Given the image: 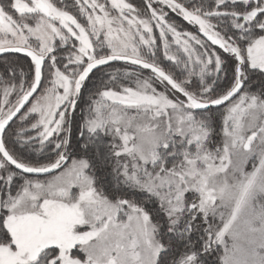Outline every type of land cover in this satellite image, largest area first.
Listing matches in <instances>:
<instances>
[{"label": "snow or ice", "instance_id": "obj_1", "mask_svg": "<svg viewBox=\"0 0 264 264\" xmlns=\"http://www.w3.org/2000/svg\"><path fill=\"white\" fill-rule=\"evenodd\" d=\"M0 264H264V0H0Z\"/></svg>", "mask_w": 264, "mask_h": 264}, {"label": "trees", "instance_id": "obj_2", "mask_svg": "<svg viewBox=\"0 0 264 264\" xmlns=\"http://www.w3.org/2000/svg\"><path fill=\"white\" fill-rule=\"evenodd\" d=\"M23 55V54H21ZM260 75L259 74H256V75H253V76H250L249 80H246V86L248 88H250V90L252 91H256L257 88L259 87L260 85ZM84 101L85 103L83 105L78 106L76 112H75V117L73 118V124H72V137L74 138V141L73 143L75 144V141H79L80 144H83L84 143V138L81 136V132L83 131V127L81 125V127H77L76 126V123H75V120L82 114L81 111L87 107V101L89 99V94L87 92H85L84 94ZM73 152L76 151L75 147H73L72 149ZM103 172L104 170L101 169L97 175H98V182L101 184L102 187H104V184H103V181L105 179L104 175H103ZM105 191H107V188L105 187ZM200 239H202V236L199 237ZM213 260L216 259L215 256L212 257Z\"/></svg>", "mask_w": 264, "mask_h": 264}, {"label": "rangeland", "instance_id": "obj_3", "mask_svg": "<svg viewBox=\"0 0 264 264\" xmlns=\"http://www.w3.org/2000/svg\"><path fill=\"white\" fill-rule=\"evenodd\" d=\"M251 167V164H249V168Z\"/></svg>", "mask_w": 264, "mask_h": 264}]
</instances>
